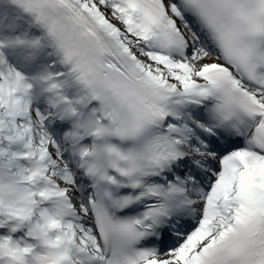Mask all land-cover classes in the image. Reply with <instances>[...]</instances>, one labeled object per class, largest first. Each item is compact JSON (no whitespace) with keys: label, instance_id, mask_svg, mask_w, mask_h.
Instances as JSON below:
<instances>
[{"label":"snow or ice","instance_id":"1","mask_svg":"<svg viewBox=\"0 0 264 264\" xmlns=\"http://www.w3.org/2000/svg\"><path fill=\"white\" fill-rule=\"evenodd\" d=\"M0 264H264V0H0Z\"/></svg>","mask_w":264,"mask_h":264}]
</instances>
